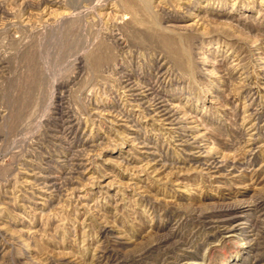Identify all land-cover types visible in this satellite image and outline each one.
Listing matches in <instances>:
<instances>
[{
	"label": "rangeland",
	"instance_id": "obj_1",
	"mask_svg": "<svg viewBox=\"0 0 264 264\" xmlns=\"http://www.w3.org/2000/svg\"><path fill=\"white\" fill-rule=\"evenodd\" d=\"M0 264H264V0H0Z\"/></svg>",
	"mask_w": 264,
	"mask_h": 264
},
{
	"label": "bare ground",
	"instance_id": "obj_2",
	"mask_svg": "<svg viewBox=\"0 0 264 264\" xmlns=\"http://www.w3.org/2000/svg\"><path fill=\"white\" fill-rule=\"evenodd\" d=\"M37 1V0H36ZM31 2H33V1H31ZM28 7H29V5H28ZM143 73V72H142ZM167 73V72H166ZM146 74V73H145ZM165 74V73H164ZM128 75V74H127ZM129 75H130V73H129ZM133 76V75H132ZM124 77H125V75H124ZM131 77V76H130ZM139 77V76H138ZM160 77V76H159ZM126 78H128L127 76H126ZM148 79V78H147ZM157 80V79H156ZM162 80V79H161ZM161 80H159V81H161ZM164 80V79H163ZM260 79H258V81H259ZM125 81H127V80H125ZM128 81H130L129 79H128ZM133 81V80H132ZM145 81V80H144ZM130 83V82H129ZM125 84V83H124ZM137 84H138V82H137ZM126 85V84H125ZM133 84H128V86H129V90H128V92L129 91H134L135 93L132 95V96H145V92H147L148 90H145V92L144 91H140V93L138 92L139 90H141V88H135L134 86H132ZM153 86V85H152ZM125 87V86H124ZM148 87V86H147ZM146 87V88H147ZM128 88V87H127ZM135 88V89H134ZM152 88V87H151ZM151 88H150V90H151ZM125 89V88H124ZM155 89V88H154ZM161 89V88H160ZM126 91V90H125ZM127 92V91H126ZM138 92V94H136ZM151 92V91H150ZM145 93V94H144ZM126 94V93H125ZM124 94V95H125ZM130 94V93H129ZM131 95V94H130ZM152 95V94H151ZM146 97V96H145ZM148 97V96H147ZM157 97V96H156ZM133 98V97H132ZM131 98V99H132ZM140 98V97H139ZM152 98V97H151ZM153 98H154V96H153ZM160 98V97H159ZM163 98V97H162ZM136 99H138V98H136ZM136 99H135V101H136ZM148 99H150V97L148 98ZM161 99V98H160ZM133 100V99H132ZM140 100V99H139ZM164 100V99H163ZM163 100H160V101H163ZM129 101V100H128ZM143 101V100H142ZM145 101V100H144ZM147 101V100H146ZM159 101V100H158ZM130 102V101H129ZM141 103V102H140ZM143 103V102H142ZM138 104V103H137ZM147 104V103H146ZM166 104V103H165ZM128 105V104H127ZM139 105V104H138ZM143 105V104H142ZM141 105V106H142ZM151 106H153V105H151ZM133 107V106H132ZM138 107V106H137ZM140 107V106H139ZM142 107H144L145 108V106H142ZM146 107H148V106H146ZM154 107V106H153ZM151 108V107H150ZM146 109V108H145ZM144 109V110H145ZM133 110V109H132ZM141 110V109H140ZM142 111V110H141ZM155 111H156V113L155 114H157L156 116H160V118L162 117L163 118V120L164 121H167V120H169L170 119V116H169V113H170V111L168 110V108H167V105H164L162 102H158L157 104H155ZM151 112H153V111H151ZM67 113H69V112H67ZM121 113V112H120ZM124 113V112H123ZM122 113V114H123ZM122 114H119V115H122ZM60 115V114H59ZM123 115H125V114H123ZM71 116V115H70ZM57 117V116H56ZM72 117V116H71ZM125 116H123V118H124ZM55 118V117H54ZM73 118V117H72ZM130 118H131V116H130ZM129 118V119H130ZM157 118V117H156ZM156 118H154V119H156ZM74 119V118H73ZM127 119V118H126ZM125 119V120H126ZM132 119V118H131ZM157 120V119H156ZM58 121V120H57ZM56 121V122H57ZM62 121V120H61ZM124 121V120H123ZM127 121H128V119H127ZM126 121V122H127ZM132 121V120H131ZM55 122V121H54ZM67 122V121H66ZM65 122V123H66ZM75 122V121H74ZM57 123H60V122H57ZM56 123V124H57ZM70 123V122H69ZM72 123V122H71ZM170 122L168 121V124H169ZM171 124V123H170ZM54 125V124H53ZM58 125V124H57ZM62 125V124H61ZM61 125H59V126H61ZM71 125H73V127H74V124H71ZM169 126V125H168ZM174 130V129H173ZM67 132V131H66ZM70 132V131H69ZM74 134V133H73ZM51 135V134H50ZM75 136V135H74ZM67 137V136H66ZM137 138V137H136ZM137 140H139L138 138H137ZM133 142V141H132ZM135 142V141H134ZM138 142V141H137ZM185 142V141H184ZM141 142H139V144H140ZM145 144V143H144ZM179 144V143H178ZM187 144V143H186ZM85 145V144H84ZM133 145V144H132ZM137 145V144H136ZM142 145H143V143H142ZM189 145V144H188ZM151 149V148H150ZM148 150V149H147ZM79 152V151H78ZM143 152V151H142ZM150 153V152H149ZM152 153V152H151ZM78 154V153H77ZM153 155V154H152ZM79 156V155H78ZM84 158V157H83ZM74 161V160H73ZM82 162V161H81ZM209 164V163H208ZM215 164V163H214ZM213 164V166H215ZM206 165V164H205ZM211 165V164H210ZM76 166V165H75ZM207 166V165H206ZM73 167V166H72ZM80 167V166H79ZM79 167H78V169H79ZM210 167V166H209ZM72 171H75V170H72ZM77 172H78V170H77ZM81 172V171H80ZM78 175V174H77ZM43 176V175H42ZM50 179V178H49ZM52 179V178H51ZM57 179V178H56ZM46 180V179H45ZM46 182V181H45ZM55 182V181H54ZM44 183V182H43ZM57 183V182H56ZM51 184V183H50ZM54 185V184H53ZM47 186H49V185H47ZM44 188V187H43ZM49 189V188H48ZM210 223V222H209ZM227 229V228H226ZM232 229H233V227H232ZM227 232V231H226ZM225 233V232H224ZM178 247V246H177ZM174 249V248H173ZM169 252V251H168ZM172 258V257H171Z\"/></svg>",
	"mask_w": 264,
	"mask_h": 264
}]
</instances>
